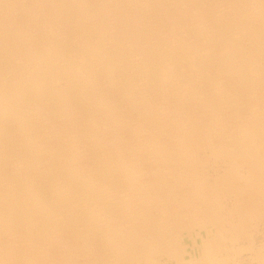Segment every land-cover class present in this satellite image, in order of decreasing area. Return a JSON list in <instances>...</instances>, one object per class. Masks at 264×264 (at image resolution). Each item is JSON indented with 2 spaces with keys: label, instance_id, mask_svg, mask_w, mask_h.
<instances>
[{
  "label": "bare ground",
  "instance_id": "1",
  "mask_svg": "<svg viewBox=\"0 0 264 264\" xmlns=\"http://www.w3.org/2000/svg\"><path fill=\"white\" fill-rule=\"evenodd\" d=\"M160 256L264 264V0H0V264Z\"/></svg>",
  "mask_w": 264,
  "mask_h": 264
},
{
  "label": "rangeland",
  "instance_id": "2",
  "mask_svg": "<svg viewBox=\"0 0 264 264\" xmlns=\"http://www.w3.org/2000/svg\"><path fill=\"white\" fill-rule=\"evenodd\" d=\"M60 83H62V81H60L59 82V84ZM62 85H63V83H62ZM256 107L257 108H260V105H256ZM102 130V129H101ZM107 131V132H106ZM103 133V134H102ZM101 134L102 135H104V139H105V143H109L110 142V138H111V136H112V131H109L108 129H104L103 128V130L101 131ZM128 134V133H127ZM124 135V137H122L121 139H119V140H116L115 141V143L116 144H113V145H115L116 147H117V149L116 150H120V151H122L123 152V143H124V140H126V138L127 137H129V135ZM120 143V144H119ZM110 144H108L107 146H109ZM122 148V149H121ZM202 151H200V150ZM208 149H206V148H198V150H197V155H198V157L200 158V163L198 164V172L200 173H198L201 177H203L205 174H208L209 172L211 173L212 171H214L215 170V168H217L216 167V163L217 162H215V160H216V157L214 156V155H210V151L208 150ZM110 152H113V150H112V148H109L108 150H107V152H106V154H107V156H106V159H108V160H110L111 161V156H112V153H110ZM110 153V154H109ZM205 153V154H204ZM207 153H209L208 155H207ZM202 155H206L205 157L204 156H202ZM209 156V157H208ZM211 156V157H210ZM208 159H207V158ZM212 157H213V159H212ZM215 157V158H214ZM110 158V159H109ZM203 158V159H202ZM210 158V159H209ZM202 159V160H201ZM215 159V160H214ZM113 160V159H112ZM208 160H209V163H208ZM213 160V161H212ZM200 164H202L201 166H200ZM206 164V165H205ZM211 164V165H210ZM204 165V166H203ZM110 166H113V165H110ZM173 166H176L175 164L173 165ZM177 166H178V164H177ZM209 167V168H208ZM208 168V169H207ZM223 168V166L222 165H220L217 169H218V171H220L221 169ZM200 169V170H199ZM207 170V171H206ZM203 172V173H202ZM203 174V175H202ZM220 201H222L221 203H222V205H223V207H224V204H226V203H224V199L222 200H220ZM183 203L181 202L179 205H178V211H179V214L177 215V216H174L173 218H171V219H169V221L167 222V224L165 225L166 226V231H167V235H168V233H170V231H171V229H172V231H171V233L169 234V235H178V237L179 236H181V238L179 239V243L181 244V246H182V249L184 250V248L187 250V252H186V255H185V257H186V259L187 260H189V257H192V255H195V257H198V256H200V251H201V239H200V237H199V233H204V227H200L198 224H196V222L195 221H197V223H200L201 224V221H202V215H201V213H193V212H190L188 209L186 210V207H184L183 205H182ZM187 207H189L188 205H187ZM185 210V211H184ZM181 214V215H180ZM192 214V215H191ZM196 214V215H195ZM180 215V216H179ZM201 216V217H200ZM186 217H188V218H186ZM191 217H192V219L193 220H191ZM194 217H196L195 219H194ZM201 218V219H200ZM184 219H186V220H184ZM182 220H183V222H184V224H183V222H182ZM191 220V221H190ZM173 221V222H172ZM175 221V222H174ZM169 223V224H168ZM186 223V224H185ZM188 223V224H187ZM192 223V224H191ZM173 224V225H172ZM177 225V226H175V225ZM191 224V225H190ZM167 225H169V226H167ZM170 226H172V227H170ZM180 226V227H179ZM187 226H190V227H187ZM195 226V227H194ZM176 227V228H175ZM194 227V228H193ZM197 227H199V229L197 228ZM186 228V229H185ZM174 229V230H173ZM179 229V230H178ZM182 230V231H181ZM185 230V231H184ZM198 230V231H197ZM173 233V234H172ZM178 233V234H177ZM199 237V238H198ZM162 241V242H161ZM159 241L157 240V243H158ZM160 242H161V245H162V247H166L167 246V242H166V239H163V238H161L160 239ZM195 242V243H194ZM75 243V242H74ZM207 242L206 241H204V244H206ZM193 244V245H192ZM193 246V247H192ZM196 250V251H195ZM195 253V254H194ZM166 257V258H165ZM167 257L168 256H160V260H159V262H161L160 264H175L174 263V260H172V259H170V260H168L167 262H165L164 260L165 259H167ZM163 261V262H162ZM151 264H153V263H151Z\"/></svg>",
  "mask_w": 264,
  "mask_h": 264
}]
</instances>
